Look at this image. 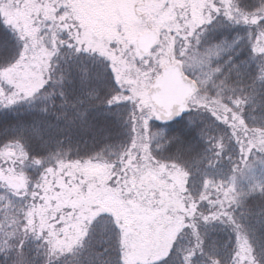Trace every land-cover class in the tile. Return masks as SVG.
Masks as SVG:
<instances>
[{
  "label": "snow or ice",
  "instance_id": "obj_1",
  "mask_svg": "<svg viewBox=\"0 0 264 264\" xmlns=\"http://www.w3.org/2000/svg\"><path fill=\"white\" fill-rule=\"evenodd\" d=\"M0 264H264V0H0Z\"/></svg>",
  "mask_w": 264,
  "mask_h": 264
},
{
  "label": "trees",
  "instance_id": "obj_2",
  "mask_svg": "<svg viewBox=\"0 0 264 264\" xmlns=\"http://www.w3.org/2000/svg\"><path fill=\"white\" fill-rule=\"evenodd\" d=\"M85 139H87V137H85Z\"/></svg>",
  "mask_w": 264,
  "mask_h": 264
}]
</instances>
